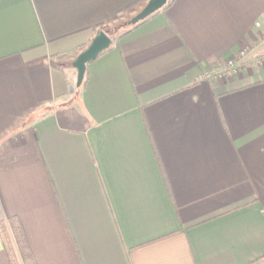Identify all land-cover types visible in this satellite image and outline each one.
<instances>
[{
    "label": "crops",
    "instance_id": "crops-1",
    "mask_svg": "<svg viewBox=\"0 0 264 264\" xmlns=\"http://www.w3.org/2000/svg\"><path fill=\"white\" fill-rule=\"evenodd\" d=\"M148 2L0 0V220L35 264H264V0Z\"/></svg>",
    "mask_w": 264,
    "mask_h": 264
},
{
    "label": "water",
    "instance_id": "water-1",
    "mask_svg": "<svg viewBox=\"0 0 264 264\" xmlns=\"http://www.w3.org/2000/svg\"><path fill=\"white\" fill-rule=\"evenodd\" d=\"M169 0H149L147 5L131 20V25H137L140 22L146 20L150 16L154 15L163 9ZM89 46L78 54V57L73 63V68L77 70V86L80 87L85 79L87 68L89 63L98 58L100 53L109 50L112 45L111 37L104 31H101L95 35L90 41Z\"/></svg>",
    "mask_w": 264,
    "mask_h": 264
},
{
    "label": "trees",
    "instance_id": "trees-1",
    "mask_svg": "<svg viewBox=\"0 0 264 264\" xmlns=\"http://www.w3.org/2000/svg\"><path fill=\"white\" fill-rule=\"evenodd\" d=\"M173 2L174 0H169L164 9L170 6L172 7ZM136 26L138 24L132 25L131 28L134 29ZM20 224L21 222L17 217L0 220V239L2 240L4 252L6 253L9 264H35L36 262L30 251L31 249L25 237V232Z\"/></svg>",
    "mask_w": 264,
    "mask_h": 264
},
{
    "label": "built area",
    "instance_id": "built-area-1",
    "mask_svg": "<svg viewBox=\"0 0 264 264\" xmlns=\"http://www.w3.org/2000/svg\"><path fill=\"white\" fill-rule=\"evenodd\" d=\"M245 54H246L245 52H241V54H240L237 58H234V59H232V60H230V61H227V62H228V67H227V69H232V68H234L237 59H238V58L240 59V58L244 57Z\"/></svg>",
    "mask_w": 264,
    "mask_h": 264
},
{
    "label": "rangeland",
    "instance_id": "rangeland-1",
    "mask_svg": "<svg viewBox=\"0 0 264 264\" xmlns=\"http://www.w3.org/2000/svg\"><path fill=\"white\" fill-rule=\"evenodd\" d=\"M76 80H77V78H76ZM76 80H74L75 82L73 84H74V89L77 92L80 89V87L77 86V81Z\"/></svg>",
    "mask_w": 264,
    "mask_h": 264
}]
</instances>
